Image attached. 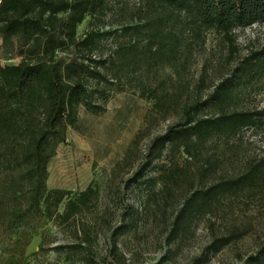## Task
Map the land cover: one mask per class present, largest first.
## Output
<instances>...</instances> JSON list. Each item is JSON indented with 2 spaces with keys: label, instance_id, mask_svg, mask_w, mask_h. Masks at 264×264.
Returning <instances> with one entry per match:
<instances>
[{
  "label": "trees",
  "instance_id": "trees-1",
  "mask_svg": "<svg viewBox=\"0 0 264 264\" xmlns=\"http://www.w3.org/2000/svg\"><path fill=\"white\" fill-rule=\"evenodd\" d=\"M110 1L0 0V35L13 34L20 57L17 65L0 64V264H34L48 250L43 239L36 252L28 255L26 248L46 223L73 240L52 248L64 251L66 262L107 264L87 252L97 238L86 218L98 190L92 184L78 192L50 189L48 167L67 131L78 128L80 110L103 113L109 97L123 92V82L134 74L140 83L136 93L154 110H165L172 99L180 103V121L151 141L158 155L174 146L193 157L209 141L264 127V114L237 109L264 78V45L237 63L229 58L219 63L213 73L220 77L202 96L206 72L193 89L186 68L190 44H182L191 38L199 46L213 32L233 46L234 31L264 24V0H139L138 21L98 30ZM85 20L87 29L78 38L77 27ZM106 39L117 43L104 57L97 52ZM164 66L173 68L178 88H163L165 81L160 87L150 84ZM257 177L251 169L192 192L175 220L207 209L222 195L250 189ZM180 180L189 178L182 174ZM216 242L214 252L229 239ZM241 264H264V250Z\"/></svg>",
  "mask_w": 264,
  "mask_h": 264
},
{
  "label": "rangeland",
  "instance_id": "rangeland-1",
  "mask_svg": "<svg viewBox=\"0 0 264 264\" xmlns=\"http://www.w3.org/2000/svg\"><path fill=\"white\" fill-rule=\"evenodd\" d=\"M139 4V0L110 1L95 28L106 31L135 23ZM86 29L87 20L77 27V37ZM233 35V46L213 32L207 33L199 46L191 38L183 41L190 44L186 68L193 89L206 72L202 96L209 93L211 80L220 77L213 73L219 63L227 58L237 63L262 48L264 24L236 30ZM116 43L103 40L97 54L105 57ZM16 48L10 31L0 35L2 66L19 64ZM152 80L150 84L159 87L165 81L163 88L170 91L181 82L167 66ZM139 86L134 74L123 82V92L109 97L103 113L91 115L80 110L78 128L67 131L65 143L48 167L50 189L78 192L92 184L98 190L95 207L86 218L97 238L87 252L96 262L105 260L107 264H241L264 250V127L209 141L193 157L174 146H166L158 155L150 149L151 141L180 121V103L172 99L165 110L156 111L150 101L138 96ZM237 109L264 114V78ZM251 169L258 171V177L250 189L222 195L207 209L195 215L183 213L175 220L192 192L241 177ZM182 174L189 180L181 181ZM223 238L229 242L214 252L212 244ZM42 239L48 250L34 264H70L64 260V251L52 248L73 240L51 223L36 231L26 254L36 252Z\"/></svg>",
  "mask_w": 264,
  "mask_h": 264
}]
</instances>
